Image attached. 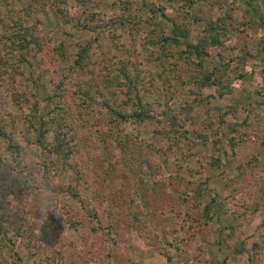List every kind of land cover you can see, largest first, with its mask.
<instances>
[{
	"label": "trees",
	"instance_id": "1",
	"mask_svg": "<svg viewBox=\"0 0 264 264\" xmlns=\"http://www.w3.org/2000/svg\"><path fill=\"white\" fill-rule=\"evenodd\" d=\"M70 1L30 0L27 6L28 17L32 13L46 15L49 10L56 27H61L62 34L68 37V41L62 40L46 51L48 59L43 63L38 60L46 47L38 36L43 30L42 21L26 26L24 17L16 11V0H0V108L3 101L11 99L25 110L29 138L26 144L14 138V130L7 126L9 121L0 114V145L5 143L4 149L0 148V247L4 245L14 264H29L16 247L19 240L34 233L21 214H10L11 208L28 199L34 173L43 169L57 174L74 172V183L65 192L72 200H78L87 218L69 226L88 225L94 232L100 231L98 208L106 207L108 214H113L114 206L127 193L130 225H136L141 236L155 238L148 228L151 211L147 192L158 193L169 188L170 183L162 180L161 172L155 168L156 147L173 146L180 150V145H193L187 126L196 124L195 112L203 100L207 101L198 99L201 92L208 88L214 89L219 98L230 95L250 74L249 64L260 60L264 53V0H248L242 21L234 18L230 8L224 16L208 14L202 19L204 27L197 43H193L190 29L202 18L191 14L196 0H165V4L142 0V9L132 6L134 0H113L110 14L100 10L103 0H74L75 15L71 13ZM228 2L213 0L209 4L227 6ZM67 28L88 32L90 36L75 39L72 33H65ZM109 50L126 52L127 58L110 56ZM33 51L35 55L31 56ZM49 63L58 72L59 80L41 105L33 91L44 85L41 65ZM16 75H27L23 91L18 90ZM178 92L181 97L174 98ZM255 105L263 107L256 100L247 109L248 114L252 115ZM218 110L221 116L229 114ZM151 123L155 124L151 136L140 135V127ZM241 126L246 128L237 123L230 125L227 143L232 149L246 142ZM197 138L203 145L208 143L204 135ZM91 139L99 142L97 148L102 150L104 159L100 164H111L107 171L93 168L104 176L97 172L95 180L103 183L110 172H118L123 179L132 181L131 192H126L130 191L126 185L118 195L106 188L102 191L100 186L88 189L92 176L87 175L89 169L81 147ZM209 140H213L211 136ZM217 143L219 139L214 144ZM28 144L39 149L38 165L29 161ZM215 163L220 164V159ZM188 184L187 190L179 192L175 205H187L185 209L191 205L193 212L198 209L199 224H209L224 214L216 199L203 202L202 186L206 182ZM55 258H51V264H55Z\"/></svg>",
	"mask_w": 264,
	"mask_h": 264
},
{
	"label": "rangeland",
	"instance_id": "2",
	"mask_svg": "<svg viewBox=\"0 0 264 264\" xmlns=\"http://www.w3.org/2000/svg\"><path fill=\"white\" fill-rule=\"evenodd\" d=\"M150 1L165 4V0ZM196 1L199 4H195L191 14L202 18L191 24L193 43H197L202 36V19L208 14L224 16L230 8L234 18L242 21L247 13L245 3L248 0H237L235 3L229 0L227 6L209 4L213 0ZM29 4L30 0H16L15 8L24 17L26 26H31L37 20L42 21L43 30L39 31L38 36L46 47L38 60L42 59L44 63L48 59L46 51L62 40L68 41V37L62 34L61 27H56L55 18L49 10L47 16L32 13L28 17L26 9ZM69 4L71 13L77 14L75 1L71 0ZM103 4L101 11L107 14L113 12V0H103ZM132 6L142 9L144 5L142 0H134ZM140 16L143 17V14ZM2 31L0 23V34ZM65 33H72L75 39L90 36L88 32L72 31L70 28ZM142 37L140 33L139 38ZM108 53L110 56L127 58L126 52L109 50ZM34 55L33 51L31 56ZM131 59L134 60L133 55ZM249 67L250 74L234 87L230 95L219 98L214 89L208 88L201 92L198 99L207 101L203 100V105L195 112L196 124L187 126L193 145H180V150L173 146L156 147L155 168L161 172L162 180L168 179L170 183L169 188H162L158 193L147 192L151 211L149 223L154 224H149L148 228L155 238L152 235L141 236L139 228L130 225L132 220L128 216V202H125L127 193L114 206L113 214H108L106 207L98 208L100 231L94 232L88 225L84 228L69 226V223L84 222L87 218L78 200H72L65 192L66 187L74 183V172L68 170L57 174L54 170L48 173L43 169L40 173H34L28 188L31 196L28 195V199L25 197L21 206L13 205L11 208L10 214H21L34 233L29 235L31 239L19 240L16 247L19 255L29 264H51L53 257H56L55 264H264V53L260 60L251 62ZM41 70L44 72V76H41L44 85L35 89L33 94L43 105L46 94H50L54 83L58 82L59 74L50 63L41 65ZM79 79L74 77V80ZM15 83L18 90L23 91L27 85V75H16ZM174 83L176 87L180 86V83ZM157 85L161 87V83ZM260 93L262 96H259ZM173 97H181V93ZM256 100L263 103V107L255 105L252 115L248 114L247 109ZM229 108L235 110L230 112ZM218 109L229 114L221 116ZM24 112L11 99L3 101L0 108L1 117L9 121L8 128L14 130L12 136L26 144L29 138ZM234 123L246 127H240L246 132V142L232 149L227 140L231 136L230 125ZM154 128L153 123L145 124L140 127V135L149 138ZM198 135H204L208 143L201 144ZM210 136L213 139L211 142ZM217 139L219 143L215 145ZM98 143L91 139L89 144L81 147L82 157L87 160L86 167L89 169L87 175L92 176L88 179V189L100 186L102 191L106 188L118 195V191L122 192L126 185L130 188L126 192H131L132 181L123 179L118 172H110L103 183L95 180L98 175H103L98 170L107 171L111 165L107 161L100 164L104 158L102 150L97 148ZM4 144L1 143L0 148L3 146L4 149ZM26 147L29 161L38 165L41 159L37 157L39 149L29 144ZM33 149H36L35 152ZM217 158L220 164L215 163ZM189 182H206L202 186L203 202L207 203L211 198L217 200L224 211L219 219L214 218L209 224H199L198 209L193 212L191 205L186 209L187 205H175L179 192L181 194L187 190ZM181 197L184 198L183 195ZM10 257L2 245L0 264H14Z\"/></svg>",
	"mask_w": 264,
	"mask_h": 264
}]
</instances>
